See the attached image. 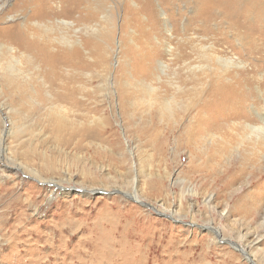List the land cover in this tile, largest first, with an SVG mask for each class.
<instances>
[{"label":"rangeland","instance_id":"374dc122","mask_svg":"<svg viewBox=\"0 0 264 264\" xmlns=\"http://www.w3.org/2000/svg\"><path fill=\"white\" fill-rule=\"evenodd\" d=\"M15 2L0 0V28L20 22ZM172 2H49L48 23L82 17L76 32H35L83 40L59 45L82 56L56 82L84 105L49 100L38 64L0 34V264H264V132L246 125L261 123L264 45L244 65H219L183 32L194 3ZM213 23L207 36L236 59ZM217 97L203 114L218 125L194 126L199 103Z\"/></svg>","mask_w":264,"mask_h":264},{"label":"bare ground","instance_id":"6f19581e","mask_svg":"<svg viewBox=\"0 0 264 264\" xmlns=\"http://www.w3.org/2000/svg\"><path fill=\"white\" fill-rule=\"evenodd\" d=\"M51 1L59 2L61 7H63L65 4L73 5L75 10H78L79 6L83 3V0H16L14 5H17V7L20 8L19 13L22 15L21 18L16 21L20 22H14L13 24L7 25L4 28H0V34L2 33L1 35L3 36V38L11 42L12 46H6V48L10 52L16 51L21 53L22 55H28L38 64L37 68L39 69V74L42 77V81L44 83L43 85L45 88V93H47L45 96H47L49 100L57 104L84 105V99L79 101V99H77V97L75 96L77 92L75 86H73L72 84H60L56 82L57 77L60 75L59 69L66 64L79 63L82 56L79 48L74 47L71 49H65L61 48L59 45H74L77 43L82 44L83 40H72L70 37L62 34L60 37L53 38L55 40L53 41V39L50 40L48 36L47 38H39L36 35L37 33L35 32V30H42L45 32V34L48 35L56 25L64 30L72 29L76 32L80 29L75 25L81 20L82 17L81 15H79L74 20H58L51 23L46 22V19L49 16V10L47 8L49 2ZM167 1L169 3L167 4V6L173 3L172 0ZM190 2L191 4L194 3L193 7H196L197 9H194V12L192 14L194 15L191 20L193 24L185 21L183 32L187 33L188 31L193 30V37L190 38V40L198 41V44L200 46L199 49H201L206 56H213L219 65L225 67L244 65V58L246 56L255 55L256 53L260 52L261 49H263L264 0H190ZM29 7L31 9L29 12H27V9ZM140 9L141 7L137 6V10ZM165 14L167 15V13ZM0 15L7 17L6 11H2ZM171 15L172 14H168V17L164 18V21L167 24V30H172L173 34L174 32H178L179 17H173L172 28L170 29L168 27V21L169 19H171ZM13 18L16 17L13 16ZM148 18H150L149 22L151 23V27L153 26V24L160 22V19L155 14L149 16ZM210 22L215 23L214 29L217 32L215 36L218 34H222L224 36V39H226L224 41L225 44H227L228 47L232 49L234 55H238L236 59L233 56L228 57L226 55L227 51L225 49L221 50L216 48L213 40H210L211 37L209 38L207 36L210 33V29L208 27V24ZM152 29L153 27L149 29L148 32L150 33ZM10 31L13 32L10 33ZM226 36H229L230 40ZM234 39L239 40V46L241 48L234 44ZM55 47L56 49H54ZM171 51L172 53L170 54L172 55L174 62H177L182 58L184 67H186L188 70H191V68L194 67V65H192L190 61H187L184 50L179 48V53L178 55H175V57L173 56L174 52L172 48L170 49V52ZM73 59H75V61H73ZM9 63L13 66L21 64L20 59L18 60L15 56H12L11 62ZM170 68L171 66L169 63L160 65L161 72L165 74L170 71ZM212 87L213 88L209 90L211 96H215L224 88H226V86L222 84L213 85ZM150 89L154 90V87H150ZM34 93L38 94V89L35 88ZM23 97L24 95L21 94V96L18 95L13 100L18 101ZM217 102L218 97L216 100L210 102L209 106L207 104L203 105L202 103H199V105L197 106L198 108L193 115L194 122H196L194 126L208 130L211 127H215L216 125H218V121H216V117L211 113V111L207 115L203 114L204 107H208L210 109L211 107H214ZM166 105L167 109H170V102H167ZM259 115L261 117L260 124L246 123V125L250 129V136L255 134L259 136L260 133L264 132V109L263 111H260ZM133 197L135 199L139 198L137 195Z\"/></svg>","mask_w":264,"mask_h":264}]
</instances>
